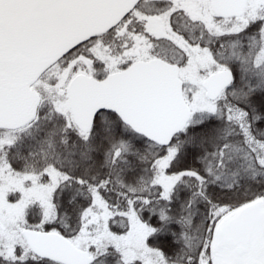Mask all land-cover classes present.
I'll return each instance as SVG.
<instances>
[{
	"label": "snow or ice",
	"instance_id": "snow-or-ice-1",
	"mask_svg": "<svg viewBox=\"0 0 264 264\" xmlns=\"http://www.w3.org/2000/svg\"><path fill=\"white\" fill-rule=\"evenodd\" d=\"M0 264H264V0H0Z\"/></svg>",
	"mask_w": 264,
	"mask_h": 264
}]
</instances>
